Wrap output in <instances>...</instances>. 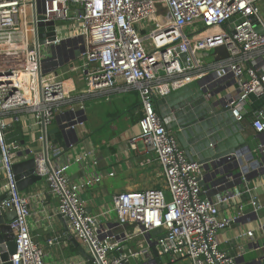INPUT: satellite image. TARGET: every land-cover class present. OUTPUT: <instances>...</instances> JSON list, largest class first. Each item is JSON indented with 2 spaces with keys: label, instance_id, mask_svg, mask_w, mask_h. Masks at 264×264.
<instances>
[{
  "label": "built area",
  "instance_id": "obj_1",
  "mask_svg": "<svg viewBox=\"0 0 264 264\" xmlns=\"http://www.w3.org/2000/svg\"><path fill=\"white\" fill-rule=\"evenodd\" d=\"M262 7L264 0H39L36 4L48 22L56 23L54 44L61 48L71 43L64 55L69 57L72 49L78 50L87 75V93L104 92L120 84L138 91L140 135L132 138L130 147L137 150L141 143L156 155L164 170L167 192L148 189L118 193L113 206L119 225L134 226L139 236L148 238L152 231L161 229L159 236L165 237L157 239L156 248L171 263L186 258L190 264H235V258L220 249L219 234L236 218L220 216V208L248 196L255 211L262 209L253 197L256 188L247 184L245 157L234 159L243 187L215 184L206 190L204 165L187 158L157 111L160 99L197 83L205 102L215 104V108L230 107L234 118L243 122L249 98L264 97ZM62 21L72 22L77 33L60 37ZM32 23L31 0H0V161L7 197L1 207L15 213L11 223L16 237L12 264L45 261L44 251L33 241L28 225V199L17 187L15 145L6 139L3 115L31 108L39 124L43 116L48 126L66 97L63 82L50 83L48 75L42 79L40 94ZM221 46L226 47L229 58L206 56ZM251 118L255 132L264 134V111L257 110ZM259 151L264 159V144ZM39 162L40 174L59 201L58 213L68 221L76 238L89 246L95 264L131 263V255L112 256L122 252L130 234L118 239L98 217L88 213L81 198L83 186L71 182L69 166L49 172L43 161ZM90 184L88 181L86 186ZM244 235L254 238L253 231ZM257 264H264V260Z\"/></svg>",
  "mask_w": 264,
  "mask_h": 264
},
{
  "label": "crops",
  "instance_id": "obj_2",
  "mask_svg": "<svg viewBox=\"0 0 264 264\" xmlns=\"http://www.w3.org/2000/svg\"><path fill=\"white\" fill-rule=\"evenodd\" d=\"M262 12L264 14V7ZM65 29L61 27L63 33L60 37L70 36L69 32L64 34ZM70 44L62 45L57 50L55 63L46 67V70H51V74L46 77L48 82H63L66 94L54 120L47 126L49 147L53 153L51 164L53 168L69 166L71 182L83 186L81 198L88 213L98 217L118 239L130 234L129 239L123 243V253L116 252L112 256L131 255L134 258H131L130 264H150L152 261L163 264L161 258L164 256L154 255L148 238L139 236L134 226L119 225L113 206V197L118 193L148 189L167 192L164 170L156 155L145 150L141 143H138L137 150L130 147L132 138L140 135L138 123L142 111L138 91L120 84L104 92L87 93V75L82 69L78 50L72 49L69 57L64 55ZM192 97L185 94L179 97L178 103L193 101ZM257 110L264 111V97L251 96L245 106L240 134L252 152L259 154L260 162L246 163L249 170L247 184L256 188L253 197L262 209L255 211L248 196L220 208V216L236 218L230 228L219 234L220 249L234 257L235 264H257L264 260L261 250L264 246V229H260L261 225L264 226V159L259 151L260 145L264 144V134L255 132L251 118ZM3 119L7 124L6 139L15 145V164L27 159L26 152L29 149L42 148L43 129L31 108L10 111L3 115ZM71 122L75 126L64 129V125ZM235 162L226 165L227 173L233 174L220 178L223 180L219 181L220 185L243 187L240 178L233 177L239 172L233 166ZM42 177V181L22 192V195L28 199L31 212L28 225L33 241L44 251L45 264H95L90 258L93 254L89 246L76 238L68 221L58 213L59 201L50 191L44 175ZM88 181L91 184L86 186ZM0 183V194H6L1 161ZM215 184L216 179L203 181L206 190H212ZM248 231L254 232L253 239L244 235ZM158 238L153 237L151 241L157 244ZM72 240L84 249V255ZM255 253H258L257 256H254ZM182 262L190 264L186 258L177 259L173 264Z\"/></svg>",
  "mask_w": 264,
  "mask_h": 264
},
{
  "label": "water",
  "instance_id": "obj_3",
  "mask_svg": "<svg viewBox=\"0 0 264 264\" xmlns=\"http://www.w3.org/2000/svg\"><path fill=\"white\" fill-rule=\"evenodd\" d=\"M39 0H31L32 17H33V39L37 53L38 72H39V90L42 93V79L44 76L51 74V70H46L45 64L55 63L57 50L60 49L54 42L57 39L56 23L47 21L42 16L41 11L36 8ZM207 57H217V59L229 58V53L225 46L214 49L213 53H207ZM185 58V55H183ZM59 63V62H58ZM48 65V66H49ZM192 95L193 101L185 104H179V97L183 95ZM203 93L199 90L198 84H190L182 89L174 91L165 98L157 102V111L169 131L173 132L179 141L180 146L185 151L190 161H197L203 164L206 172L205 179H216L217 184L220 178L226 174L231 176L233 173L228 172L229 162H234L237 156L245 157V162H260L259 154L252 152L246 140L241 136L242 123L238 122L230 107L215 108L212 103L205 102ZM230 100H228V103ZM72 113V112H71ZM78 115L80 112H77ZM245 116V113H242ZM41 126L43 129V146L42 148L26 152L27 159L14 164L13 170L17 179L18 190L22 193L42 181L43 177L39 172L40 162L43 161V167L49 172L54 169L52 166V150L49 147L50 139L47 137V126L42 116ZM75 123L64 125V129L74 127ZM55 147V146H54ZM55 149H58L57 147ZM256 163V162H254ZM234 168L237 164L234 163ZM238 170V169H237ZM239 171V170H238ZM238 172L233 177L238 176ZM1 187V183H0ZM6 194H0V264H12L11 256L16 253L15 233L11 228V223L15 219L14 212H7L2 207V202L6 199ZM62 217V216H61ZM162 234L161 229L154 230L148 236V244L156 257H159L157 244L152 242L153 237ZM165 236H159L163 239ZM78 251L85 254L84 249L72 240ZM264 254V247L261 249ZM93 254V253H92ZM92 262L96 259L90 256ZM130 264V263H129Z\"/></svg>",
  "mask_w": 264,
  "mask_h": 264
},
{
  "label": "rangeland",
  "instance_id": "obj_4",
  "mask_svg": "<svg viewBox=\"0 0 264 264\" xmlns=\"http://www.w3.org/2000/svg\"><path fill=\"white\" fill-rule=\"evenodd\" d=\"M72 22H69V21H62L59 26L62 27V28H65L66 27V30L64 31V34L69 32V35L73 34V33H77V28H72ZM150 31V29L146 28V33H148ZM70 37V36H69ZM212 60V59H209V61ZM258 254V253H257ZM257 254L255 253L254 256H257ZM161 262L163 264H173V263H170L168 261V259L164 256L163 258H161ZM177 264V263H176ZM180 264H188L187 262H182Z\"/></svg>",
  "mask_w": 264,
  "mask_h": 264
},
{
  "label": "bare ground",
  "instance_id": "obj_5",
  "mask_svg": "<svg viewBox=\"0 0 264 264\" xmlns=\"http://www.w3.org/2000/svg\"><path fill=\"white\" fill-rule=\"evenodd\" d=\"M22 50H26V48H23ZM21 57H22V58H21V62L24 63L23 56H21ZM4 60L9 61V59H7V58H4Z\"/></svg>",
  "mask_w": 264,
  "mask_h": 264
},
{
  "label": "trees",
  "instance_id": "obj_6",
  "mask_svg": "<svg viewBox=\"0 0 264 264\" xmlns=\"http://www.w3.org/2000/svg\"><path fill=\"white\" fill-rule=\"evenodd\" d=\"M168 261L170 262V260L168 259ZM171 263V262H170Z\"/></svg>",
  "mask_w": 264,
  "mask_h": 264
},
{
  "label": "flooded vegetation",
  "instance_id": "obj_7",
  "mask_svg": "<svg viewBox=\"0 0 264 264\" xmlns=\"http://www.w3.org/2000/svg\"><path fill=\"white\" fill-rule=\"evenodd\" d=\"M51 65V64H50Z\"/></svg>",
  "mask_w": 264,
  "mask_h": 264
}]
</instances>
